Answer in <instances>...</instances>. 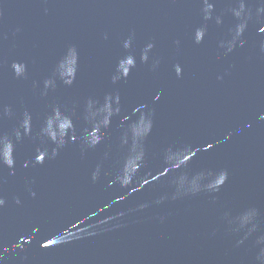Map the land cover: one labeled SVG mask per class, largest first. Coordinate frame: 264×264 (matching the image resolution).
I'll use <instances>...</instances> for the list:
<instances>
[{
    "label": "water",
    "instance_id": "95a60500",
    "mask_svg": "<svg viewBox=\"0 0 264 264\" xmlns=\"http://www.w3.org/2000/svg\"><path fill=\"white\" fill-rule=\"evenodd\" d=\"M0 264H264V0H0Z\"/></svg>",
    "mask_w": 264,
    "mask_h": 264
}]
</instances>
